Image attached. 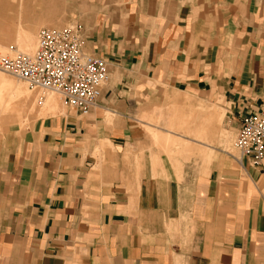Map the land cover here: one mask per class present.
<instances>
[{
    "label": "crops",
    "instance_id": "0c3cea01",
    "mask_svg": "<svg viewBox=\"0 0 264 264\" xmlns=\"http://www.w3.org/2000/svg\"><path fill=\"white\" fill-rule=\"evenodd\" d=\"M0 1L8 31L38 26L43 0ZM83 36L107 65L96 105L0 136V264H264V171L210 162L226 108L190 101L221 96L236 128L264 107V0H122ZM163 86L185 91L167 110L184 135L151 143L139 114Z\"/></svg>",
    "mask_w": 264,
    "mask_h": 264
},
{
    "label": "rangeland",
    "instance_id": "374dc122",
    "mask_svg": "<svg viewBox=\"0 0 264 264\" xmlns=\"http://www.w3.org/2000/svg\"><path fill=\"white\" fill-rule=\"evenodd\" d=\"M121 5L122 0H55L52 4H47L45 0H43V4H38L34 6L33 9L32 7H30V13L32 14L34 12V18L35 20L39 21V24L33 30V32H31V34L33 35V43L31 42V45L25 49L21 48L17 42V39H21V35L25 31L24 28H22V26L20 25H17L15 26V28H13V30L9 32L8 30H6L7 28L3 27L2 24L4 20L2 19L4 17L2 18V15H0V45H3L6 49L5 52H2L0 50V54L6 52L31 53L35 49L36 35L40 27H61L69 23L80 22L83 28L85 27L86 29H88L89 26H93V22L97 21L99 17L103 18L107 16L108 18L111 17V19H113L116 14L120 13ZM17 31H20V34ZM12 33H14V36ZM0 79V113H2L4 116H15L18 113L22 112V116L19 120L20 125L12 124L13 119H10L11 124H6L3 121L0 122V136L6 135L8 133H13V129L17 127V129L20 130L31 127L35 121H40L41 119L49 115H53L55 111L59 110V108L61 110H63L64 108L61 98L56 92L46 91V94H44L37 88H31L24 81L19 80L13 75L5 73L1 70ZM27 93L32 94L33 98V104L31 105L33 109L31 110L27 109ZM184 95L185 91L168 90L165 86H163L162 91L155 94L153 102L143 106V108L141 109V113L139 114V119L142 123V128L146 133V138L149 140V142L152 143L150 138L151 131H156L160 134L167 133L171 134L172 136H177L175 132L184 135V131H182L180 128L178 129L177 125L180 121H182L183 118L179 116L168 117L167 113L168 108L172 106V101H175L178 98H183ZM190 95L192 96L190 101H192V105L194 107H197L199 104H203L206 106H220L226 108L225 116L220 123V129L227 133V136L229 138V145L225 147L222 143L219 142V140H216L215 143H212L211 145H213V147H208L212 152L210 162L232 158L235 160L238 157V153L234 149L233 143L238 127L236 128L234 126L235 124L232 121L233 117H230L231 113L227 108L228 104H226L222 97L219 95H215V97H213L209 91L195 90L190 92ZM52 97L56 99L58 109L56 108L57 110L54 111L42 109L46 100ZM176 106L178 108L184 109L189 105L177 103ZM168 120L174 124V127L170 128L166 124V121ZM189 120L193 122L195 119L193 118ZM14 122L17 121L15 120ZM195 122L197 121H194L193 123L195 124ZM168 130H171L173 132H169ZM192 138L194 137L191 134H188L187 139H190V142L193 143ZM165 154L175 165L173 159L169 157L167 153ZM209 163H204V161H202V159L197 156H191L190 159L186 161L183 160V164H185L186 166L192 165L199 172H203L204 167L208 166Z\"/></svg>",
    "mask_w": 264,
    "mask_h": 264
},
{
    "label": "built area",
    "instance_id": "2783aa9c",
    "mask_svg": "<svg viewBox=\"0 0 264 264\" xmlns=\"http://www.w3.org/2000/svg\"><path fill=\"white\" fill-rule=\"evenodd\" d=\"M32 53L0 54V70L42 93H58L64 106L88 112L107 77L104 59L85 52L83 26H42ZM243 157L264 171V107L240 118L233 143Z\"/></svg>",
    "mask_w": 264,
    "mask_h": 264
},
{
    "label": "bare ground",
    "instance_id": "6f19581e",
    "mask_svg": "<svg viewBox=\"0 0 264 264\" xmlns=\"http://www.w3.org/2000/svg\"><path fill=\"white\" fill-rule=\"evenodd\" d=\"M2 2L0 1V12H1V10H2V4H1ZM18 13V12H17ZM0 15H2L1 13H0ZM17 17V16H16ZM15 17V18H16ZM2 18H3V15H2ZM3 20V19H2ZM17 20V19H16ZM11 21V20H10ZM19 22L20 21H16V23H18L19 24ZM2 23V22H1ZM12 23V22H11ZM3 27H5V28H7L6 30H8L9 29V24H6V22L4 21L3 22ZM12 25V24H11ZM11 27H13V26H11ZM15 28V27H14ZM12 30V29H11ZM11 30H9V32L11 31ZM17 30V29H16ZM17 32H19V34H20V31H17ZM13 34V36H14V33H12ZM12 34H11V36H12ZM18 34V35H19ZM17 35V34H16ZM16 38H18V37H16ZM33 39V35L31 34V32L30 31H28V30H25L24 32H23V34L21 35V39L19 40V39H17V42H18V45H20V47L21 48H23V49H25V48H27V47H29L30 45H31V42L33 41L32 40ZM33 43V42H32ZM36 43H37V38H36ZM1 44V43H0ZM17 45V46H18ZM35 45V44H34ZM18 48V47H17ZM35 48H36V46H35ZM19 49V48H18ZM0 50L2 51V52H5L6 51V49H5V47L3 46V45H0ZM21 50V49H20ZM35 50V49H34ZM33 50V51H34ZM0 51V52H1ZM22 51V50H21ZM32 51V52H33ZM31 52V53H32ZM1 80V79H0ZM17 80V79H16ZM1 84H2V82H1ZM11 85V84H10ZM12 86V85H11ZM44 94H46V92H43ZM25 94V93H24ZM17 97V96H16ZM26 101H27V103H28V107H27V109L28 110H31V109H33L32 107H31V105L33 104V98H32V94H28L27 93V95H26ZM4 104V103H3ZM2 104V105H3ZM11 104V103H10ZM6 106V105H5ZM2 107V106H1ZM7 107H9V106H7ZM6 107V108H7ZM57 108V101H56V99L54 98V97H52V98H50V99H47L46 100V102H45V104L43 105V107H42V109H46V110H49V111H53V110H55ZM214 113V112H213ZM176 114V113H175ZM172 115V114H171ZM211 115H212V113H211ZM173 116V115H172ZM208 116V115H207ZM214 116V115H213ZM209 117V116H208ZM212 117V116H211ZM210 117V118H211ZM213 118V117H212ZM185 126V125H184ZM7 128V127H6ZM197 131V130H196ZM198 132V131H197ZM187 133V132H186ZM198 134V133H197ZM195 136H196V134H195ZM236 160L237 161H239V157H237L236 158Z\"/></svg>",
    "mask_w": 264,
    "mask_h": 264
}]
</instances>
